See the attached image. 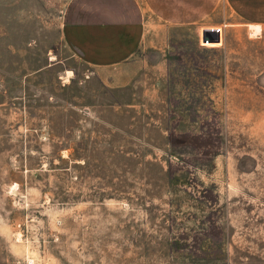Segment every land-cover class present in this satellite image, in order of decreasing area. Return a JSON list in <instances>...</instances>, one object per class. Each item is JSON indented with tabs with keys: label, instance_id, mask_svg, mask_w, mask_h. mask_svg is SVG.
Instances as JSON below:
<instances>
[{
	"label": "rangeland",
	"instance_id": "rangeland-1",
	"mask_svg": "<svg viewBox=\"0 0 264 264\" xmlns=\"http://www.w3.org/2000/svg\"><path fill=\"white\" fill-rule=\"evenodd\" d=\"M72 1L0 0V107L26 94L29 134L0 152V264H264V1L172 28L162 103L124 95L87 127L79 92L31 77L91 72L62 36Z\"/></svg>",
	"mask_w": 264,
	"mask_h": 264
},
{
	"label": "crops",
	"instance_id": "crops-1",
	"mask_svg": "<svg viewBox=\"0 0 264 264\" xmlns=\"http://www.w3.org/2000/svg\"><path fill=\"white\" fill-rule=\"evenodd\" d=\"M263 1L73 0L64 15L62 36L73 56L91 72L81 76L74 72L73 76H67V72L54 74L40 70L31 77L45 80L52 76L56 89L60 81L65 80L70 92H79L78 97L72 99L71 96L68 103L74 110L84 112V127L93 112L101 113L100 121L105 117L102 113L124 112V95L129 99L126 110L152 111L149 105H155L157 100L162 103L160 97L167 76L165 53L172 28L207 25L208 21L219 16L221 6L248 22L263 15ZM140 53L144 55L139 56ZM133 64L139 65L138 71ZM129 67L130 72L120 70ZM24 78V90H27L28 76ZM34 88L42 89L39 85ZM24 98L27 102L26 94L19 95V106L12 107L10 103L0 107L2 153L7 150V144H4L12 143L13 138L20 142V151L27 153L28 117L27 111L21 108ZM47 99L51 104L58 102L54 97ZM163 102L166 105V97ZM39 129L36 127L30 137L40 138Z\"/></svg>",
	"mask_w": 264,
	"mask_h": 264
},
{
	"label": "bare ground",
	"instance_id": "bare-ground-1",
	"mask_svg": "<svg viewBox=\"0 0 264 264\" xmlns=\"http://www.w3.org/2000/svg\"><path fill=\"white\" fill-rule=\"evenodd\" d=\"M53 60H54V58L51 59V61H53Z\"/></svg>",
	"mask_w": 264,
	"mask_h": 264
}]
</instances>
